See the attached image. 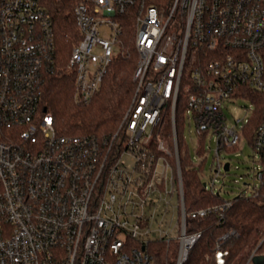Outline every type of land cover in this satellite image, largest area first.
I'll return each instance as SVG.
<instances>
[{"label": "built area", "instance_id": "obj_1", "mask_svg": "<svg viewBox=\"0 0 264 264\" xmlns=\"http://www.w3.org/2000/svg\"><path fill=\"white\" fill-rule=\"evenodd\" d=\"M74 21L80 37L67 66L75 102L90 104L127 53L130 21L134 93L115 131L60 132L42 102L58 51L48 0H0V264H154L152 241L174 239L181 264L200 233L186 231L179 99L197 148L202 137L216 141L205 187L221 195L223 152L241 143L253 147L258 182L239 195L264 186V116L251 127L264 96V0H81ZM239 98L250 111L231 121L225 110ZM232 201L191 216H222ZM165 218L166 230L155 226ZM227 253L218 249L217 262Z\"/></svg>", "mask_w": 264, "mask_h": 264}, {"label": "trees", "instance_id": "obj_2", "mask_svg": "<svg viewBox=\"0 0 264 264\" xmlns=\"http://www.w3.org/2000/svg\"><path fill=\"white\" fill-rule=\"evenodd\" d=\"M81 0H48L49 12L53 18L57 40V62L50 74L43 92V106L55 118L60 132L68 134L92 133L103 135L115 131L132 99L135 83L133 79L138 53L133 42L131 21L125 28L124 46L127 53L117 56L111 64L100 91L88 105H80L73 98L74 78L67 66L71 49L79 41V32L74 21V7ZM257 96L253 90L248 91ZM262 97V98H261ZM260 97L256 115L251 122L254 129L264 116V96ZM178 101L177 132L179 147L185 148L183 140L184 111ZM164 132L171 131V116L163 120ZM199 154L204 158L195 162L188 146L181 156L184 180L185 209L188 214L186 231L200 233L183 264H220L217 262L218 249L228 251L223 264H248L253 251L264 237V186L258 196L238 195L232 204L222 210L207 212L203 216L192 217L191 213L200 209L213 208L223 204L225 198L207 189L204 184V168L207 161V141L200 139ZM232 150V149H231ZM154 264H176L179 241L170 243L152 241ZM264 251V241L258 252Z\"/></svg>", "mask_w": 264, "mask_h": 264}, {"label": "rangeland", "instance_id": "obj_3", "mask_svg": "<svg viewBox=\"0 0 264 264\" xmlns=\"http://www.w3.org/2000/svg\"><path fill=\"white\" fill-rule=\"evenodd\" d=\"M251 102L245 98L237 99L236 103L230 105L229 109H226L228 118L233 121L238 117H242L246 112L250 111ZM183 140L185 146H188L195 162H199V158L196 155L197 143H198V134L196 132L195 123L192 120H188L187 117L183 119ZM207 144L211 145L212 148L209 149L210 153L208 155L204 171L209 174L211 170V164L213 159L214 147L216 144L215 139L207 140ZM223 157L225 160L230 161L232 167L229 171L223 173L219 178V187H221V196L225 199H233L238 196L242 190H250L248 183L254 184L257 183L255 172L258 162L255 161V154L251 144L241 143L240 147L237 150H227L223 152ZM207 177L205 176L204 179ZM163 211V209H162ZM162 217V214H160ZM169 218V217H168ZM164 219V222H157L156 227L160 226L163 230H166L171 224L170 219ZM176 222V219L173 221V226ZM162 232L159 230L153 232V238L159 239ZM262 239V238H261ZM260 253V252H259ZM264 253V251L262 252Z\"/></svg>", "mask_w": 264, "mask_h": 264}, {"label": "water", "instance_id": "obj_4", "mask_svg": "<svg viewBox=\"0 0 264 264\" xmlns=\"http://www.w3.org/2000/svg\"><path fill=\"white\" fill-rule=\"evenodd\" d=\"M225 171L230 170V163L227 162L224 167ZM183 264V262L181 263ZM248 264H264V253H257Z\"/></svg>", "mask_w": 264, "mask_h": 264}]
</instances>
